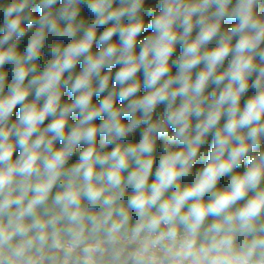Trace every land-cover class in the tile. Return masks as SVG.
<instances>
[{
	"label": "clouds",
	"instance_id": "9594fccd",
	"mask_svg": "<svg viewBox=\"0 0 264 264\" xmlns=\"http://www.w3.org/2000/svg\"><path fill=\"white\" fill-rule=\"evenodd\" d=\"M261 2L159 0L147 22L145 0L0 3V264H264V150L255 151L264 141ZM225 20L236 23L222 31ZM146 27L151 34L137 53ZM46 45L50 59L41 66ZM254 74L255 94L241 106ZM141 86L147 92L138 96ZM66 89L71 102L62 101ZM162 103L166 112L154 120ZM141 125L139 142H131ZM209 134L208 162L192 175ZM246 157V170L235 172Z\"/></svg>",
	"mask_w": 264,
	"mask_h": 264
},
{
	"label": "trees",
	"instance_id": "16d2710c",
	"mask_svg": "<svg viewBox=\"0 0 264 264\" xmlns=\"http://www.w3.org/2000/svg\"><path fill=\"white\" fill-rule=\"evenodd\" d=\"M7 2H8V0H0V3H7ZM62 2H63V0H59V3L56 5V7L59 8L60 4H62ZM116 6H119V0H117V3L114 5V7H116ZM159 10H160L159 0H145V4H144L143 11H142V15L145 17V20L147 22L148 20H150L152 18V16L158 14ZM32 12H33V16L37 17V18L41 14L40 10L38 8H35V7L32 9ZM257 13L260 14V15H264V0H262V2L258 5ZM81 17H83L86 20V22H88V23H90L91 20L94 19V17L91 16V14L88 12V9L84 5H81ZM2 23H3V15L0 14V24H2ZM235 23H236L235 20H231V21L225 20L223 22V24H222V31L223 30H227L228 28L232 27ZM107 26H110V25H107ZM35 27H36V25H33L32 28H29L27 33H26V35H25V37L20 40L19 45H18V49L21 52H23V50L27 47L28 36L35 29ZM103 30H104V28L98 29L97 30L98 34L103 32ZM151 31L152 30L150 28L146 27V29L138 37L137 48H136L137 53L140 50V42L143 41V39L147 35L151 34ZM197 31H198V28L194 30L193 37L195 36ZM2 35H3V32H0V36H2ZM118 40H119V36L118 35L113 37V41H118ZM233 42H235V38H234ZM53 43H62L64 46H66L67 43H69V41H56V40H54ZM215 46H216V41L214 40L208 47L212 48V47H215ZM100 47H101V45L94 44L93 45V51L94 52H98ZM261 47H264V44H262ZM181 52H182V47L178 44L176 46V50L173 53V56L171 57V60H173V61L176 60L180 56ZM48 59H50V57L48 56L47 45H46L45 48L42 49V58L39 61V64L42 66ZM230 61H231V55L228 58H226L225 63L223 65V67L221 68V71L223 70V68L227 67V65L230 63ZM82 67H83V62L81 61V62L77 63L74 71L78 74L81 71ZM120 67H121L120 65H115L113 67V69H112L113 79H114L116 71H118ZM202 67H203V65L198 66V68L195 71H199ZM4 70L7 71L8 74H9L8 75V83H10L11 82L12 65L11 64H6L4 66ZM104 71L107 72L108 70L104 69ZM177 71H178V67L175 64H173L172 67H171V74L174 75ZM65 76H67V73H65ZM29 78H31V74H30ZM138 78L141 81L143 80V71L138 73ZM254 79H255V74L253 75L252 78H250L249 89L245 92V94L241 98V106H243V104L247 101V99L249 97H251V96H253L255 94V90L251 87V82ZM214 88H215L214 85H210L209 88L206 89V92H211ZM110 89H111V82H110V86H109V90ZM146 92H147V89H145L143 86H141L140 91L137 93V95L138 96H142ZM106 95H107V91L105 93L101 94V95L94 96L93 97V103L98 104L99 101L101 99H103V97L106 96ZM33 98H34V94L30 95L28 97L29 100H31ZM73 99H74V96L72 94H70V92L66 89L64 91V95L62 97V101L63 102H71V100H73ZM116 105L117 106H122L121 102L119 100L116 101ZM166 109H167V105L166 104L162 103V104L158 105L157 109L153 113V119L154 120L159 119L166 112ZM19 114H20V105H17V107L13 111V114H12V117H11V121L14 122L16 119H18ZM77 119H78V115L74 113L69 118V124L70 125L74 124ZM103 119H104V117L101 116L94 123H96L98 125L99 123L102 122ZM129 119H130V117H124L125 122H127ZM49 122H51V117H49L45 121V123H44V125H42V127L46 126ZM194 122H195V118H194ZM223 123H224V119L222 118L221 124H223ZM144 127H145V125H141L134 131V133L132 134V137H131V142H139V140L141 138V133L143 132ZM172 131H173L172 129H169V134H171ZM102 139H103L102 136H98L97 137V143L99 144V142ZM165 139H166V137H160L157 140V158L160 155L159 148L164 143ZM212 143H213V135L209 134L205 144L201 146L200 157L198 158L196 163L193 165L192 175H195V173L198 170H200V169H202L203 167L206 166V164L208 162L207 153H209L211 151ZM61 146H62L61 143L59 141H57L56 147L59 148ZM114 146L115 145H109V146H107V148L105 150L106 151L111 150V148L114 147ZM84 147H86V145H84V144H81V145H79L77 147L75 153L73 154V156L69 160V164H72V163L76 162V160L78 159L79 153L83 150ZM173 147L174 148H178L180 146L179 145H174ZM261 150H264V141L261 142L260 148L256 149L255 151H261ZM19 152H20V149L17 148V150H16V152L14 153V156H13L14 159L19 155ZM157 166H158V159H157V163L154 164V166H153V174L150 177V180H154L155 179V169H156ZM247 167H248V157H246L245 160L240 164V166L238 168H236L234 171L238 172V173H242L243 171L246 170ZM229 179H230V176L224 177L220 181L218 186L219 187H223L225 184H227ZM185 182L187 183L188 181H185ZM54 191H55V189H54ZM129 191H131V190H129Z\"/></svg>",
	"mask_w": 264,
	"mask_h": 264
}]
</instances>
